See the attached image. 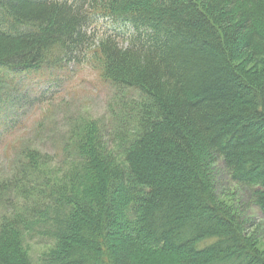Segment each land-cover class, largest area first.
I'll return each instance as SVG.
<instances>
[{"label":"trees","instance_id":"16d2710c","mask_svg":"<svg viewBox=\"0 0 264 264\" xmlns=\"http://www.w3.org/2000/svg\"><path fill=\"white\" fill-rule=\"evenodd\" d=\"M95 44L108 118L72 119L56 156L17 151L0 264H264V0H0V127L25 103L9 81Z\"/></svg>","mask_w":264,"mask_h":264},{"label":"rangeland","instance_id":"374dc122","mask_svg":"<svg viewBox=\"0 0 264 264\" xmlns=\"http://www.w3.org/2000/svg\"><path fill=\"white\" fill-rule=\"evenodd\" d=\"M92 31L96 34V40H100L107 31L112 32L105 20H99ZM80 59L84 61L62 69L34 72L19 81L7 83V92L15 93L25 103L15 102L13 108L4 113L2 123L15 119L12 121L15 124L9 132L7 126L1 124L0 127V134L4 136L0 144V176L7 174L10 161L25 143L32 142L44 152L56 156L60 152L62 133L67 131L72 119L108 118L107 106L112 91L102 78L98 44L88 47ZM16 105L19 108H14ZM220 199L237 205L244 199V193L239 188L228 193L224 190L220 193ZM249 214L256 224L262 225V217L256 209ZM257 237L259 248L264 251V228H261ZM31 248L34 259H37L42 246L31 245Z\"/></svg>","mask_w":264,"mask_h":264}]
</instances>
